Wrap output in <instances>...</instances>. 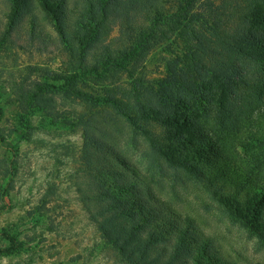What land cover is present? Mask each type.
Listing matches in <instances>:
<instances>
[{
  "label": "trees",
  "instance_id": "trees-1",
  "mask_svg": "<svg viewBox=\"0 0 264 264\" xmlns=\"http://www.w3.org/2000/svg\"><path fill=\"white\" fill-rule=\"evenodd\" d=\"M0 19V46L41 25L65 53L66 75L20 88V100L52 91L100 106L77 122L70 180L114 261L263 264L250 251L264 255V0H0ZM173 38L188 61L145 88L140 67ZM0 144L4 198L17 166L1 130ZM1 236L0 256L13 254L15 238Z\"/></svg>",
  "mask_w": 264,
  "mask_h": 264
},
{
  "label": "rangeland",
  "instance_id": "rangeland-1",
  "mask_svg": "<svg viewBox=\"0 0 264 264\" xmlns=\"http://www.w3.org/2000/svg\"><path fill=\"white\" fill-rule=\"evenodd\" d=\"M40 26L34 39L27 25L13 34L11 49L0 46V130L15 145L17 166L7 196H0V247L7 245L1 233L14 237L18 245L13 254L0 256V264H123L111 258V246L89 218L70 180L72 147L77 151L81 146L77 122L100 106L82 97L65 99L52 91L35 102L18 97L20 88L33 91L37 84L56 83L51 82L53 75H66L62 47L50 44L53 32ZM187 52L181 38L154 47L137 74L142 85L157 89L161 80L188 61ZM77 88L94 99L103 95L97 85L79 83ZM8 152L0 144V193L7 181ZM218 226L226 238L237 237V231ZM250 254L264 264L262 253Z\"/></svg>",
  "mask_w": 264,
  "mask_h": 264
}]
</instances>
